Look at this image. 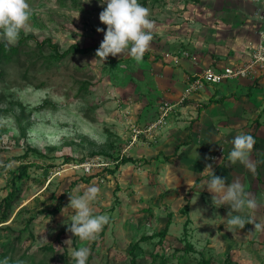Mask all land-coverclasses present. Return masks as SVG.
I'll return each instance as SVG.
<instances>
[{"label": "rangeland", "instance_id": "rangeland-1", "mask_svg": "<svg viewBox=\"0 0 264 264\" xmlns=\"http://www.w3.org/2000/svg\"><path fill=\"white\" fill-rule=\"evenodd\" d=\"M223 1L225 10L230 12L225 17L219 12ZM223 1L149 0L144 6L138 0L150 9L149 18L154 22V38L139 63L127 54L110 55L104 63H92L96 59L94 49L88 54L71 53L59 62L44 65L41 54L33 51L44 44V55L50 54L48 40L62 50L73 44L99 47L104 33L96 29L107 30L99 13L107 5L101 0H28L35 12L19 41L24 39L25 50L32 53L22 54L19 63L6 64L0 75V160L15 161L7 172L0 168V202L10 190V172L22 163L28 164L19 199L10 208L8 219L0 223V261L7 257L9 264H75L64 243L71 239L73 248H90L87 264H130L131 244L163 229L170 217L168 235L162 244H158V237L139 243L136 254L141 264H150L151 253L157 252L168 257L167 264H197L202 256L209 258L211 264H224L227 260L232 264H264V231H255L253 224H246L236 234L228 232L221 218H227L229 206L215 208L211 193L203 195L210 204L206 214L201 211V216L197 211L201 210L197 199L193 209L197 215L193 214L194 221L184 227L186 216L179 210L192 192L181 198L176 189H166L163 180L159 182L161 163L170 160L175 147L165 150L168 155L163 154L162 160L152 154L144 157L142 153V157L116 168L115 157L131 156V151L141 154L137 146L151 148L158 143L130 144L131 125L146 126L157 117L161 104L178 100L172 96L176 93L172 79L182 62H195V70L200 72L206 66L226 65L245 56L242 43L252 37L247 22L249 4ZM239 7L242 10L235 15ZM182 50L190 55L178 64L166 57L167 53ZM237 82L244 84L226 96L229 99L215 103L211 111H225L236 117L239 133H255L253 151H264L261 83L246 79L224 81L208 85L200 93L217 86L224 93L230 92ZM204 100L198 101L199 108L205 105ZM214 127L206 118V135L213 133ZM184 139L189 141L188 137ZM192 144L199 145L196 138ZM228 153L219 165V159L214 161L215 174L233 169L230 179L228 171L217 175L231 183L237 178L241 181L243 173L245 190L261 204L251 216L264 223V156L253 174L240 172L237 163L225 161ZM199 158L200 169L204 163L202 153ZM89 163L95 166L88 171L85 166ZM168 173H164L167 181ZM93 184L101 190L93 204L95 213L110 217L104 236L96 239L95 246V240L80 241L67 231L70 211L65 213L68 220L61 211H52L57 204L61 208L68 205L74 188L83 191ZM187 242L196 250L186 252Z\"/></svg>", "mask_w": 264, "mask_h": 264}, {"label": "clouds", "instance_id": "clouds-1", "mask_svg": "<svg viewBox=\"0 0 264 264\" xmlns=\"http://www.w3.org/2000/svg\"><path fill=\"white\" fill-rule=\"evenodd\" d=\"M101 4L107 6L99 13V20L107 26V30L97 28V32H103L104 38L95 52L96 59L104 63L111 55H129L137 63L141 62L145 53L149 50L154 38V22L149 18L150 9L142 6L138 0H101ZM35 10L28 0H0V40L7 45H14L19 41L22 30H27ZM255 138L247 133H238L231 141L232 148L228 153L230 164L239 162L253 174L256 173V163L251 159L254 149ZM206 160H215L214 157H205ZM15 161L4 163L0 160V168L5 172L11 170ZM201 174L210 176L205 183L211 193V202L215 208L228 205L227 218H221L228 232L237 233L246 224H253L255 231H264V223L256 222L251 213L261 207L255 196L245 190V186L239 178L231 183H226L224 178L215 175L213 165L208 163ZM204 186V187H205ZM190 187V185H189ZM191 188V187H190ZM100 188L89 185L81 191L79 187L69 193V203L61 209V214L71 212L67 231L72 233L80 241H94L103 231L104 226L109 224L110 217L107 214H96L93 204L98 200ZM183 198V197H181ZM195 204L197 197L192 199ZM202 216L201 210H197ZM235 213V214H234ZM248 213L246 217L241 215ZM72 240L64 241L68 245L69 257L75 264H87L91 254L90 248L84 246L79 249L72 247ZM0 264H9V258L5 257ZM16 264H22L17 261Z\"/></svg>", "mask_w": 264, "mask_h": 264}, {"label": "crops", "instance_id": "crops-1", "mask_svg": "<svg viewBox=\"0 0 264 264\" xmlns=\"http://www.w3.org/2000/svg\"><path fill=\"white\" fill-rule=\"evenodd\" d=\"M223 1V0H219ZM223 4H221L220 7H222L219 12L221 13V16L225 17L226 14L230 13L226 11V4L223 1ZM249 4V10L247 12H250L249 18L252 15L253 10L255 9V5L250 2L249 0H241V5H246ZM242 10L241 7L239 9L237 8L234 13L235 15L239 13ZM243 45V43H242ZM195 62H192L191 60H185V62H182V67H177L176 68V73L173 77V90L176 92L173 94V97L179 98L184 87L186 86V81L189 76L195 75L197 72V64L194 66ZM201 67V66H200ZM186 69V73H183V70ZM240 79H246L249 80L250 82H253V80L249 78H239V79H232L228 80L233 81V80H240ZM180 80V81H179ZM259 83H261L262 87L264 88V74H262L259 78L255 79ZM256 82V81H255ZM239 84H244V83H236L235 88L233 90L221 91L220 87H215L214 90L212 91H207V93H204L203 95L200 93L198 95L199 100H204L205 106H203L201 109L198 108L197 110H193L192 112L188 114H182L180 112H176L171 116L169 119L168 125L164 128L163 132L161 135L158 137L157 141L158 142L156 145H154L151 148H147L146 146H137V148H140L142 150L141 154L135 155L130 152L129 155L131 157L136 158V157H142V153H145L144 157L148 156L149 154L154 155L156 159L162 160V155L167 154L165 153V150L168 148H174V152L171 153L173 156H171L169 161H166L165 163H161L163 165V169L161 170V174H159V182L163 180V186L166 187V189H176L174 192L176 194H179L181 197H185L186 194H188L190 191L192 192L188 196V201H189V218L190 220L194 221V215H197V211L193 213L194 209V204H192L194 201L192 200L194 196L197 197L198 200V208H201V211L203 214H206V207L210 208L209 202H206V199L203 198V195L206 196V192L208 194L209 191L207 190V187L205 186V183L210 179V176L206 174H201L205 168V165L208 163H211L213 165V171L216 173V165L214 166V161L212 160H206L205 157H211L212 154H214L216 146H223L224 147V155L219 157L218 163H221L223 157L226 156L227 151L230 152L232 148L231 141L232 139L239 133L237 131L238 127L235 125L236 122L238 121L236 117H232L229 115L228 112H217L213 113L211 111L213 105L219 101L224 102L230 93L236 92L237 89L241 88ZM218 85V84H217ZM239 85V86H238ZM248 85V84H246ZM215 86V85H213ZM222 95V96H221ZM221 96V97H220ZM214 97L216 101L213 103L206 105L210 98ZM232 99V98H230ZM250 103H253L250 101ZM241 116V115H240ZM206 118L209 119L212 124H214V129L212 130L213 133L209 134L207 132L206 135V130H205V125H206ZM256 121V120H255ZM257 124V123H255ZM259 126V123L255 128ZM195 133V135H194ZM250 135L255 137V133L252 132ZM196 136V137H195ZM188 137L189 141L187 142L184 138ZM197 139V142L199 145H193V140ZM256 145V143H255ZM254 145V146H255ZM203 154V164L202 167L199 169L197 167L198 161L200 160L199 154ZM168 155V154H167ZM264 156V151L257 149L252 151L251 157L253 156V161L256 163L257 161L259 162V165L257 166L256 163V171L258 167L263 163V157ZM256 156V157H255ZM155 159V158H154ZM187 160L188 163H186L183 160ZM227 157L225 158V161H227ZM226 163V162H225ZM219 165V164H218ZM217 165V166H218ZM237 168L239 171H249L244 165L240 164L237 162ZM222 167V166H221ZM220 167V168H221ZM219 168V169H220ZM229 172V174L227 173ZM169 172V173H168ZM164 173L170 174V180L167 181L165 180V175ZM226 174L228 175V179H230V176H233V169L225 170L219 173L217 171V174L215 175H220V174ZM258 173V172H257ZM185 174L184 176H182ZM242 180L241 183L246 186V180L244 179L245 175L242 173ZM227 180V179H226ZM166 181V182H164ZM197 181V183H195ZM254 180L252 179V182ZM165 183V184H164ZM227 183V182H226ZM252 184V183H251ZM167 185V186H165ZM190 185V187H189ZM205 186V187H204ZM185 194V195H184ZM201 199V201H200ZM194 214V215H193ZM197 217V216H196ZM206 217L203 216V219Z\"/></svg>", "mask_w": 264, "mask_h": 264}, {"label": "built area", "instance_id": "built-area-1", "mask_svg": "<svg viewBox=\"0 0 264 264\" xmlns=\"http://www.w3.org/2000/svg\"><path fill=\"white\" fill-rule=\"evenodd\" d=\"M249 1L255 5V9L247 20L251 27L252 37L242 45L245 56L226 65L206 66L195 75L189 76L177 101L161 104L158 107L157 117L146 126L131 125L130 144L156 142L174 113L178 111L182 114H188L199 108L198 95L208 85H217L224 81L239 78L255 80L264 74V0ZM189 55L188 51L182 50L167 53L166 57L174 64H178L182 58L189 57ZM221 155H224V147L216 146L211 157L217 160ZM91 166L95 165L89 163L85 167L89 171Z\"/></svg>", "mask_w": 264, "mask_h": 264}, {"label": "trees", "instance_id": "trees-1", "mask_svg": "<svg viewBox=\"0 0 264 264\" xmlns=\"http://www.w3.org/2000/svg\"><path fill=\"white\" fill-rule=\"evenodd\" d=\"M149 0H139V2L143 3L144 6L147 5ZM48 44L51 46L50 51L51 53L48 55H44V44H39L36 46V49L33 51V53H39L43 57L42 64L44 65H50L54 62H59L66 58L71 53H80V54H88L92 50H97L98 46L96 47H81L79 44H73L67 49H60L58 45L52 44L50 40L47 41ZM30 55L32 53V50H25L24 48V39H21L16 45H7L4 41L0 42V75L4 74L5 72V65L9 64L11 62H17L19 63L21 59L22 54ZM111 60V59H110ZM216 101L214 97H211L209 102L206 105H209ZM205 106V105H204ZM203 107V106H202ZM200 107V109L202 108ZM258 120V119H257ZM258 124V122H256ZM256 124V125H257ZM34 153H36L39 156H42V154L31 148ZM94 155V154H93ZM69 160V158H68ZM115 160L117 161L116 168H118L120 165L125 164L127 162H133L136 159L131 156H121V157H115ZM257 166L259 165V162L257 161ZM18 171V172H16ZM115 170H111V172H114ZM11 178H10V190L8 191V194L1 200L0 202V223L4 222L9 217V210L14 204V202L18 201L19 199V192L21 191V181L24 177L28 176V164L22 163L18 166L17 170H12L10 172ZM197 183V181L195 182ZM61 205L57 204L53 208L54 213H59L61 211ZM180 213L183 216H186V220L184 222V227L187 228L189 222L191 221L189 218V201L187 200L186 203L180 208ZM171 215V214H170ZM171 224V218L167 220L165 226L163 229L158 230L150 235H143L141 238L131 244V247L129 249L130 253V264H141L140 259L138 258L136 251L139 247V243L142 241H146L149 239H153L154 237H158V244H162L164 239L168 235L169 226ZM108 227V224L104 226L103 231L99 234L98 239L102 238L105 234V231ZM3 229V225H0V232ZM98 240H95L94 246ZM186 252L188 251H195L196 248L189 242H187V245L184 248ZM168 257H166L164 254H159L158 252L153 254L151 253V262L150 264H167ZM211 260L205 256H202L201 259L197 261V264H211ZM224 264H232L231 260H227Z\"/></svg>", "mask_w": 264, "mask_h": 264}]
</instances>
